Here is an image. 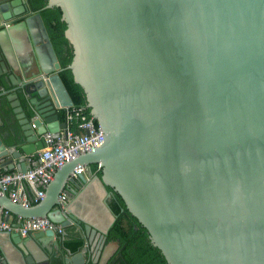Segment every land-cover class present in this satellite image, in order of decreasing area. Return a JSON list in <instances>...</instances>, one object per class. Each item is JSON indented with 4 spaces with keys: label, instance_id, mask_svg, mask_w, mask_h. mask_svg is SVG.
<instances>
[{
    "label": "water",
    "instance_id": "1",
    "mask_svg": "<svg viewBox=\"0 0 264 264\" xmlns=\"http://www.w3.org/2000/svg\"><path fill=\"white\" fill-rule=\"evenodd\" d=\"M52 7L102 143L57 169L36 204L0 197L10 215L63 228L5 233L19 264H86L94 246L91 264H105L118 248L105 242L116 218L106 188L166 264H264V0H46ZM27 52L32 69L14 76ZM60 70L39 14L0 0V77L10 87L0 93L19 130L0 133L1 169L24 172L42 134L64 129L58 113L73 104ZM91 165L99 178L70 176ZM71 226L86 243L94 234V246L60 247Z\"/></svg>",
    "mask_w": 264,
    "mask_h": 264
},
{
    "label": "built area",
    "instance_id": "2",
    "mask_svg": "<svg viewBox=\"0 0 264 264\" xmlns=\"http://www.w3.org/2000/svg\"><path fill=\"white\" fill-rule=\"evenodd\" d=\"M85 106L65 107L63 112L64 129L56 133H43V148L36 155L25 158L28 165L24 172L0 170V197H6L16 204L29 207L36 204L44 196V190L52 180L54 172L102 143L100 128L86 115ZM98 168V167H97ZM85 167L77 166L71 177L85 173ZM67 202V192L61 190L57 197V208L63 210ZM1 210V208H0ZM8 213L3 210L2 215ZM51 231L61 236L63 228L47 218H26L15 216L13 224L0 221V233L15 232L20 238L34 232Z\"/></svg>",
    "mask_w": 264,
    "mask_h": 264
},
{
    "label": "trees",
    "instance_id": "3",
    "mask_svg": "<svg viewBox=\"0 0 264 264\" xmlns=\"http://www.w3.org/2000/svg\"><path fill=\"white\" fill-rule=\"evenodd\" d=\"M30 13H38L44 29L51 43L53 52L60 67L58 77L67 92L73 106H85L84 94L81 88L72 80L71 73L66 66L70 63L72 54L63 36V30L54 7L44 9L46 0H25ZM0 85H3L0 79ZM88 116V110L85 109ZM58 119L63 120V112L59 111ZM95 124V122L93 121ZM96 125V124H95ZM91 175L100 177V170L96 165L89 166ZM106 191L111 193L110 188ZM110 212L116 216L107 231L106 242H117V262L119 264H166L160 252L153 247L143 227L125 209L120 199L111 193L107 200ZM62 245L70 253H76L83 246V239H64Z\"/></svg>",
    "mask_w": 264,
    "mask_h": 264
},
{
    "label": "crops",
    "instance_id": "4",
    "mask_svg": "<svg viewBox=\"0 0 264 264\" xmlns=\"http://www.w3.org/2000/svg\"><path fill=\"white\" fill-rule=\"evenodd\" d=\"M16 65H17V69L13 72L14 76H20V77H24V74L22 73L23 70L26 71L28 68L32 69V65H33V57L32 55L27 52L25 54L20 53V55L16 56ZM1 82L4 86L5 90H8L10 87H6L3 83V76L0 77ZM5 94H1L0 93V133H7L8 131H13L14 133H18V125H17V121L14 118L13 113L11 112L9 106H8V102L5 99ZM20 105L22 107H24V102L22 100H20ZM24 110V108H23ZM60 123L63 122V120L59 121ZM25 170L27 169V164L25 163ZM0 170L2 172H10V171H15V169L12 170H6V169H1ZM87 177H91V173L88 170L85 171ZM68 193H67V197H68ZM34 205V204H33ZM3 210H0V221H6L9 224H13L14 220H15V216L7 214L6 216L2 215ZM66 232V236L63 238H59L58 240L60 241L59 246L63 247L65 249V247L62 245V241L64 239H70V238H81L83 239V246L85 245L86 248H92V246H94V242L96 240V236L93 234L90 239L88 240V243L85 242L86 237H84L83 235H81V233L74 227H69L65 230ZM25 239V238H23ZM63 248H60V255H62L64 258H66L67 254L65 253V250ZM87 251V250H86ZM89 253L86 252V254L84 255V260L87 258V255ZM5 257L7 259V262H9V264H19V256L14 248V246H12L7 238H6V234L5 233H0V261L2 260V258ZM61 264H64L63 261H61Z\"/></svg>",
    "mask_w": 264,
    "mask_h": 264
},
{
    "label": "flooded vegetation",
    "instance_id": "5",
    "mask_svg": "<svg viewBox=\"0 0 264 264\" xmlns=\"http://www.w3.org/2000/svg\"><path fill=\"white\" fill-rule=\"evenodd\" d=\"M110 196H111V193H110ZM108 199L109 198L106 199V202H107ZM94 259H95V246L92 249V251L89 253V255H87V258L85 259V262L87 260L86 264H91ZM60 260L62 261V259L58 258V257L55 258V259H51L50 264H61ZM105 264H119L117 262L116 252L111 257L108 258V260L106 261Z\"/></svg>",
    "mask_w": 264,
    "mask_h": 264
}]
</instances>
